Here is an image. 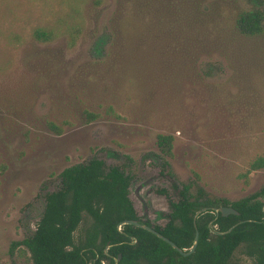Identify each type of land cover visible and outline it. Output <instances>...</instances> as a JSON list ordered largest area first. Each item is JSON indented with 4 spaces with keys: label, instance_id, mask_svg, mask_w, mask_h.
Returning a JSON list of instances; mask_svg holds the SVG:
<instances>
[{
    "label": "rangeland",
    "instance_id": "obj_1",
    "mask_svg": "<svg viewBox=\"0 0 264 264\" xmlns=\"http://www.w3.org/2000/svg\"><path fill=\"white\" fill-rule=\"evenodd\" d=\"M141 1L144 12L134 0H0V264H31L13 243L62 170L92 158L133 177L129 198L153 225L173 183L230 202L264 187V35L235 32L231 3L264 0H220L203 45L198 23L188 43L170 39L166 12Z\"/></svg>",
    "mask_w": 264,
    "mask_h": 264
},
{
    "label": "trees",
    "instance_id": "obj_2",
    "mask_svg": "<svg viewBox=\"0 0 264 264\" xmlns=\"http://www.w3.org/2000/svg\"><path fill=\"white\" fill-rule=\"evenodd\" d=\"M134 2L144 12L143 1ZM153 2L157 14L165 11L169 17L170 39L181 33L182 41L188 43L190 28L198 23L206 29L199 42L211 40L207 23L219 15L220 0H151L149 4ZM231 3L235 32L245 37L264 35L263 10ZM175 27H180L177 32ZM49 36L47 31H34L39 42L49 41ZM159 140V145L165 143V138ZM253 167H264V158H258ZM132 178L97 158L64 168L58 189L44 196L35 230L13 245L27 249L31 264H264V187L232 202L211 197L194 180L175 187V197L160 189L167 199L168 220L153 228L185 251L191 249L198 232L194 252L183 256L145 229L118 227L125 220L150 226L139 218L129 199ZM221 206L233 207L238 215L221 216L214 211Z\"/></svg>",
    "mask_w": 264,
    "mask_h": 264
},
{
    "label": "water",
    "instance_id": "obj_3",
    "mask_svg": "<svg viewBox=\"0 0 264 264\" xmlns=\"http://www.w3.org/2000/svg\"><path fill=\"white\" fill-rule=\"evenodd\" d=\"M214 211L216 213H220L221 216H223V217H226V216L231 215V214L238 215V212L231 206H221L218 208H214ZM122 225H134V226L143 228V229L151 232L152 234L156 235L157 237H159L160 239H162L163 241L168 243L170 246H172L176 251H178L183 256H188V255L192 254L194 252L196 245H197V242H198V232L196 231L193 246L191 247V249L189 251H185V250L178 248L172 241H170L168 238L162 236L158 231L152 229L151 227H148L147 225L139 223L137 220H125V221L121 222L118 225V227H120ZM228 232H230V230H228ZM120 257H121V255L119 254L118 258L120 259Z\"/></svg>",
    "mask_w": 264,
    "mask_h": 264
},
{
    "label": "flooded vegetation",
    "instance_id": "obj_4",
    "mask_svg": "<svg viewBox=\"0 0 264 264\" xmlns=\"http://www.w3.org/2000/svg\"><path fill=\"white\" fill-rule=\"evenodd\" d=\"M163 165H164V167H163ZM166 166H167L166 163H163V164H162V167H163V168H165ZM163 168H162V170H163ZM131 184H132V183H131ZM131 184H130V186H131ZM172 187H173L174 194H175V191H176V190H175V187H180V186H177L176 184L173 183ZM164 196H165V195H164ZM173 197H175V196H173ZM129 199H130V198H129ZM166 200H167V199H166ZM167 206H168V204H167ZM133 207H134V206H133ZM134 209H135V208H134ZM135 211H136V210H135ZM136 213H137V212H136ZM168 213H169V208H168ZM168 213L166 214V222H167V220H168V219H167ZM137 215H138V214H137ZM138 216H139V215H138ZM139 218H140L143 222H148V224L150 225V226H148V227H151L152 229H154V228H153L154 226H161V225H153V224H152L148 219H146V218L144 219L143 217H140V216H139ZM141 224H142V223H141ZM165 224H166V223H165ZM165 224H164V225H165ZM145 225H146V224H145ZM164 225H162V226H164ZM142 229H143V228H142ZM154 230H155V229H154ZM103 264H106V263L103 262Z\"/></svg>",
    "mask_w": 264,
    "mask_h": 264
}]
</instances>
